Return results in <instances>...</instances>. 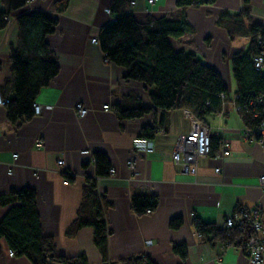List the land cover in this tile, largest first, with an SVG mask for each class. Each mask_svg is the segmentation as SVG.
Wrapping results in <instances>:
<instances>
[{"label": "crops", "instance_id": "obj_1", "mask_svg": "<svg viewBox=\"0 0 264 264\" xmlns=\"http://www.w3.org/2000/svg\"><path fill=\"white\" fill-rule=\"evenodd\" d=\"M57 1L28 2L10 13L7 26L0 30V88L4 94L12 89L9 53L17 45L18 16L40 12L57 20L55 32L46 42L59 65L57 76L34 100L42 106L41 114L14 123L7 107H0V195L32 189L42 232L53 239L55 253L82 257L87 264L119 262L127 257L148 258L152 264H250L234 247L222 251L223 242H201L193 221L222 229L224 219L243 206L260 209L264 222V195L257 187L264 174V149L243 141L245 122L231 105L236 98L231 59L247 51L249 38L231 39L217 23L223 12L246 13L264 27V0H212L184 9L176 7V0H157L152 7L146 0H131L135 4L124 8L142 24L150 18L183 19L187 30L183 37L172 40L174 49L194 52L219 72L227 87L225 113H211L203 122L218 146L219 140L228 143L229 155L217 157V148L199 161L197 177L182 173L172 160L177 137L187 133L192 119H197L188 110L163 113L157 109L140 118L118 119L116 106L120 103L130 105L137 98L146 108L152 104L150 89L125 80V69L106 61L98 43L91 41L113 21L114 14L105 9L114 0H70L63 12L56 10ZM78 103L87 109L84 117L74 109ZM106 105L109 110L104 109ZM148 125L159 127L152 139L154 152L135 156L133 140ZM95 154H104L114 171L97 182L107 228L106 260L94 245L91 227L68 233L77 217L86 176L94 175L92 166L84 170L83 165ZM133 156L137 158L135 175L127 166ZM59 160L63 161L62 172L57 171ZM217 168L220 172H215ZM133 195L155 196L156 210L136 215L131 208ZM102 200L108 203L106 210ZM10 207H0V220ZM175 218H181V226L171 229L169 223ZM173 245L184 246L186 257L175 253ZM8 251L7 242L0 238V264H32L24 256L10 257Z\"/></svg>", "mask_w": 264, "mask_h": 264}, {"label": "trees", "instance_id": "obj_2", "mask_svg": "<svg viewBox=\"0 0 264 264\" xmlns=\"http://www.w3.org/2000/svg\"><path fill=\"white\" fill-rule=\"evenodd\" d=\"M69 1H57L56 10L63 12ZM129 2L130 0L112 2L110 11L114 14V19L99 31L97 42L106 61L125 69V80L142 83L150 89L149 100L152 106L144 107L137 98L130 105L120 103L116 106L118 119L124 121L140 118L157 109L163 113L185 109L202 122L204 116L215 114L214 110L221 106L219 95L227 94L221 75L194 52L176 50L172 45V40L184 36L186 22L183 19L178 21L159 18L153 19L152 24L151 19L142 24L132 14L124 11ZM27 3L28 0H1L4 10L0 11V30L7 26L10 13L23 8ZM204 4L205 0H176L175 3L179 9ZM217 23L226 29L231 39L249 38L247 51L236 53L231 59L236 98L240 100L249 94L264 92V69L256 72L252 66V57L264 53L263 45L256 40L258 36L264 39V27L253 22L246 13L223 12ZM16 24L17 45L9 53L12 89L4 94V89L0 88L1 95L10 99V104L6 107L8 117L14 123L29 120L33 116L32 105L37 94L59 72L57 59L46 42V37L55 32L57 20L36 12L18 16ZM206 102H209L210 108H204ZM240 116L244 122L247 121L245 116ZM158 129V126H145L138 137L152 140ZM210 147V155H213L218 148L216 139L210 138ZM90 166L93 167L94 175L86 176L77 217L68 233L72 235L82 227H91L94 245L106 260L107 228L94 177H107L110 164L104 154H95L93 161L85 163L83 169ZM64 177L70 178L67 174ZM102 201L106 210L108 203ZM9 205L11 207L0 220V238L5 239L9 249L16 251L17 257L24 256L32 264H87L82 257L66 258L55 253L53 239L42 232L36 194L32 189L11 190L0 195V207ZM157 206L155 196H132L131 208L138 216L152 213ZM181 223V218H175L170 221L169 228L178 229ZM193 225L203 243L233 242L236 238L248 236L246 231L236 229L231 230L227 236L225 229L198 219L193 221ZM172 248L182 258L186 257L184 246L173 245ZM117 263L152 264L144 257H127Z\"/></svg>", "mask_w": 264, "mask_h": 264}, {"label": "built area", "instance_id": "obj_3", "mask_svg": "<svg viewBox=\"0 0 264 264\" xmlns=\"http://www.w3.org/2000/svg\"><path fill=\"white\" fill-rule=\"evenodd\" d=\"M34 0H28L31 2ZM212 0H205V4H209ZM148 7H152L157 0H146ZM134 1L129 2V6H133ZM105 12L110 14V9L106 8ZM147 12L149 10L147 9ZM151 19V18H150ZM153 23L151 19L150 24ZM257 42L264 47V39L257 37ZM92 43H98L97 39H92ZM252 66L256 72H261L264 69V53L254 55L252 57ZM221 106L219 109L214 110L215 114L223 115L225 113L226 106V94L219 95ZM9 98H4L0 93V107H6L9 105ZM232 109L242 116L247 118L245 126L242 130V139L247 144H255L264 149V92L259 91L255 94H249L242 99H233L231 102ZM33 113L39 115L42 113L43 108L37 103H33ZM209 102H206L204 108H210ZM77 115L84 117L87 113V109L80 103L74 107ZM105 110H109L106 105ZM133 153L135 156L144 154L148 155L154 152V144L152 140L136 137L132 143ZM219 154L217 157L226 158L229 155V145L223 140H219ZM87 153V152H84ZM210 137L207 126L199 119L193 118L191 121L190 129L187 133L181 134L177 137L173 151L172 160L173 163L178 166L182 173L189 174L197 177L198 164L201 159H205L210 156ZM133 156L127 161V166L130 171L136 174V157ZM16 157V155H14ZM92 162L93 159H90ZM63 161H57V171L62 172ZM215 172H220V169H215ZM113 169H109L108 174L113 175ZM108 175V176H109ZM97 182L102 177H94ZM64 185L68 184V181H63ZM257 187L264 195V174L258 179ZM147 214H150L148 212ZM261 210L252 207L238 206L234 209L233 213L227 216L223 222V229L227 232V236L230 235L231 230L246 231L248 236L239 239H234L233 242L225 241L221 245L222 251L234 247L238 249L249 261L250 264H261L264 261V222L260 219ZM8 254L10 257L16 256V251L9 249Z\"/></svg>", "mask_w": 264, "mask_h": 264}, {"label": "water", "instance_id": "obj_4", "mask_svg": "<svg viewBox=\"0 0 264 264\" xmlns=\"http://www.w3.org/2000/svg\"><path fill=\"white\" fill-rule=\"evenodd\" d=\"M101 264H118V263L113 261V262H110V263H101Z\"/></svg>", "mask_w": 264, "mask_h": 264}]
</instances>
